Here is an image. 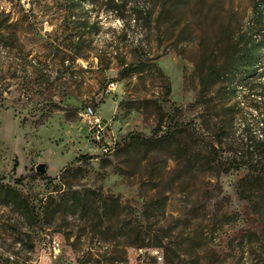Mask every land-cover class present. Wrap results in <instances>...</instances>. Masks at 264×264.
Listing matches in <instances>:
<instances>
[{
    "label": "rangeland",
    "instance_id": "obj_1",
    "mask_svg": "<svg viewBox=\"0 0 264 264\" xmlns=\"http://www.w3.org/2000/svg\"><path fill=\"white\" fill-rule=\"evenodd\" d=\"M116 1L125 6L122 19L107 0H0V10L27 27L30 52L24 63L0 44V264H105L150 246L169 250L177 264H264V221L235 194L245 172H193L185 164L193 150L205 155L220 132L216 98L193 106L195 66L199 42L219 37L228 7ZM256 1L232 0L242 26ZM136 3L143 12L132 17ZM138 63L142 71L121 76ZM87 105L112 154L96 150L81 118ZM161 119L187 127L181 150L171 138L147 151L120 149L129 134L152 138ZM85 155L93 159H77ZM221 157L217 150L210 159ZM38 164L46 174L35 172ZM74 192L83 201L77 212L65 204Z\"/></svg>",
    "mask_w": 264,
    "mask_h": 264
},
{
    "label": "trees",
    "instance_id": "obj_2",
    "mask_svg": "<svg viewBox=\"0 0 264 264\" xmlns=\"http://www.w3.org/2000/svg\"><path fill=\"white\" fill-rule=\"evenodd\" d=\"M107 2L108 10L122 19L125 9L123 2L116 0H107ZM213 2L216 3V0ZM219 3L222 9L228 7L225 11L228 19L221 25L217 39L206 44L200 41L198 44L202 54L195 66L198 94L193 106L200 105L207 96L211 101L216 98L221 128L219 134L206 142V154L203 155L201 150H193L187 155L185 164L193 172L204 167L221 174L243 170L245 173L235 185V194L246 205L248 212L262 222L264 221V106L262 105L264 101V68H262L264 64L262 60L264 0H257L253 4L245 27L236 20L232 0H219ZM168 10L172 11L171 8ZM142 12L143 6L136 3L132 7L131 16L135 17ZM26 28L22 23L13 21L10 13L0 10V44L9 54L14 52L21 55L24 63L30 55V52L24 48L28 35ZM93 29H98L97 23L93 24ZM36 37L42 38L40 33H37ZM78 44L73 51L80 49ZM46 45L50 52L52 45L49 43ZM52 50L53 56L59 59L62 65L64 56H59L56 48ZM72 57L80 56L74 52ZM23 67L25 68V65ZM142 70L139 63L126 65L121 69V76L127 77ZM238 90L241 91L239 95H237ZM234 119L236 123L232 126ZM186 132L189 131L182 123L167 124L161 119L152 138L129 134L120 149L125 150L137 144L147 151L171 138L176 149L181 150V139ZM194 136L195 134L191 132L189 138ZM217 150L223 153V157L214 161V158H210L216 155ZM178 157L185 156L178 155ZM77 159L86 161L93 159V156L85 155ZM71 197L73 198L66 200L65 204L74 208L73 212H77L78 206L83 205L81 195L74 192ZM12 199L19 201L17 195H14ZM150 247L159 248V246ZM189 254L191 255L190 252L183 255L189 256ZM173 255L167 250L163 254L164 264H177Z\"/></svg>",
    "mask_w": 264,
    "mask_h": 264
},
{
    "label": "built area",
    "instance_id": "obj_3",
    "mask_svg": "<svg viewBox=\"0 0 264 264\" xmlns=\"http://www.w3.org/2000/svg\"><path fill=\"white\" fill-rule=\"evenodd\" d=\"M110 86L113 85L110 84ZM81 118L88 134L92 136V142L94 143L96 150L102 156L112 154L114 151V145H110L103 139L102 134L104 132L105 126L103 125L100 118L96 115L93 106H85L82 110ZM50 247L53 252L59 251V244L55 241L51 242ZM9 260L10 261L8 264H13V260L10 258ZM105 264H164V256L160 248H135L132 250L131 256L127 257L124 261H114L112 263Z\"/></svg>",
    "mask_w": 264,
    "mask_h": 264
},
{
    "label": "water",
    "instance_id": "obj_4",
    "mask_svg": "<svg viewBox=\"0 0 264 264\" xmlns=\"http://www.w3.org/2000/svg\"><path fill=\"white\" fill-rule=\"evenodd\" d=\"M35 172L40 174V175H44L46 174L47 170H46V166L44 164H38L35 167Z\"/></svg>",
    "mask_w": 264,
    "mask_h": 264
}]
</instances>
